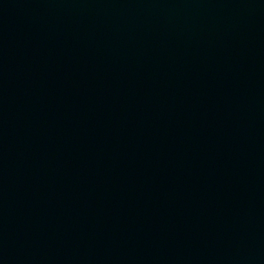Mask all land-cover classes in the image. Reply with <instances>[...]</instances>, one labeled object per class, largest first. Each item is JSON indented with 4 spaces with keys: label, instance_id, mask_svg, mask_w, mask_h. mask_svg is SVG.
Wrapping results in <instances>:
<instances>
[{
    "label": "water",
    "instance_id": "obj_1",
    "mask_svg": "<svg viewBox=\"0 0 264 264\" xmlns=\"http://www.w3.org/2000/svg\"><path fill=\"white\" fill-rule=\"evenodd\" d=\"M0 264H264V0H0Z\"/></svg>",
    "mask_w": 264,
    "mask_h": 264
}]
</instances>
